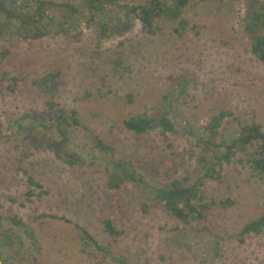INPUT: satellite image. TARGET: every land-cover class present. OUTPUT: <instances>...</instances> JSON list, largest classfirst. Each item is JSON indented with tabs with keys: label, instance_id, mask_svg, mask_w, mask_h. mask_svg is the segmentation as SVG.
Returning <instances> with one entry per match:
<instances>
[{
	"label": "rangeland",
	"instance_id": "rangeland-1",
	"mask_svg": "<svg viewBox=\"0 0 264 264\" xmlns=\"http://www.w3.org/2000/svg\"><path fill=\"white\" fill-rule=\"evenodd\" d=\"M144 2L109 9L105 38L85 17L74 36L55 27L26 40L0 27V211L21 218L40 245L19 264H264V234L239 236L264 211V178L241 155L222 163L219 179L204 176L198 144L221 111L231 112L219 128L228 143L244 125L264 130V63L244 30L249 0H190L185 29L164 21L154 35L121 8ZM48 73H57L50 91L36 81ZM73 111L79 125L64 139L49 126ZM166 111L171 132L137 135L123 125ZM91 133L115 154L94 149ZM112 158L134 161L145 182L110 190ZM173 179L201 180L205 199L233 204L214 205L205 222H180L154 194ZM104 219L124 233L111 237ZM76 224L104 251L82 247Z\"/></svg>",
	"mask_w": 264,
	"mask_h": 264
},
{
	"label": "trees",
	"instance_id": "trees-1",
	"mask_svg": "<svg viewBox=\"0 0 264 264\" xmlns=\"http://www.w3.org/2000/svg\"><path fill=\"white\" fill-rule=\"evenodd\" d=\"M189 3L190 0H145L144 3L133 6L124 5L121 8L125 9L127 15L138 19L142 31L147 34L154 35L159 32L161 30L159 23L164 21L176 22L178 26L174 28V31L179 34L187 27L183 13ZM79 6L85 9L84 13L77 11ZM115 6L119 7V0H0V27L7 28L26 40L41 38L55 27L62 33L74 36L77 25L85 17L88 23L98 24L99 36L105 38L108 36L109 24L103 18L107 13L109 14V9ZM244 30L255 35L251 43V52L260 62L264 63V0H249L248 12L244 19ZM55 76L57 73H48L36 81L50 91V85L53 84L52 80ZM15 80L13 79V85L9 86L11 92L16 91ZM130 98L129 101H131ZM75 115V111L70 117L58 114L49 128L55 129L62 138L67 139L68 127L79 125ZM229 115H231L229 111H221L213 115L204 128L208 136L198 141L207 153L199 157L203 175L219 179L222 163L228 164L237 155H241L243 158L237 161L249 165L253 171L264 178V130L262 126L259 123L244 125L238 129L236 136L228 143L221 135L219 128L223 119ZM123 125L128 131L137 135H142L154 127H160L163 133L174 130L167 111L158 118L145 114L129 116L123 121ZM91 136L94 149L105 155L115 154V148L107 144L98 134L91 133ZM108 162L111 163V171L108 172L107 178V186L110 190L119 189L125 182L134 184L145 182L142 174L137 171L134 161L112 158ZM69 163L73 164L74 161L69 160ZM29 181L39 186L32 177H29ZM201 185V180L190 183L187 179H173L161 186H156L155 199L164 205L170 216L185 224L207 221L212 207L216 204L222 206L233 204V201L228 199L219 202L214 198L205 199L200 189ZM102 224L104 231L113 238L120 237L124 233L123 230L117 229L109 219H104ZM76 227L80 231L82 247L94 245L98 250L104 251L85 228L77 224ZM250 234H264V211L258 217L246 222L239 231L241 238ZM27 249L33 253L40 251L35 231L29 229L16 214L9 212L6 215L0 211V257L3 263L19 264L26 261L27 257L24 252Z\"/></svg>",
	"mask_w": 264,
	"mask_h": 264
},
{
	"label": "water",
	"instance_id": "water-1",
	"mask_svg": "<svg viewBox=\"0 0 264 264\" xmlns=\"http://www.w3.org/2000/svg\"><path fill=\"white\" fill-rule=\"evenodd\" d=\"M0 264H4L3 261H2V259H1V257H0Z\"/></svg>",
	"mask_w": 264,
	"mask_h": 264
}]
</instances>
